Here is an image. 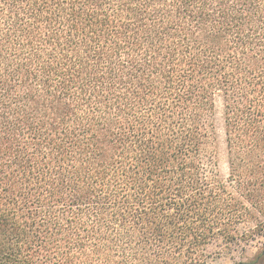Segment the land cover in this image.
Listing matches in <instances>:
<instances>
[{"label": "trees", "instance_id": "16d2710c", "mask_svg": "<svg viewBox=\"0 0 264 264\" xmlns=\"http://www.w3.org/2000/svg\"><path fill=\"white\" fill-rule=\"evenodd\" d=\"M258 235L264 0H0V264H207Z\"/></svg>", "mask_w": 264, "mask_h": 264}, {"label": "rangeland", "instance_id": "374dc122", "mask_svg": "<svg viewBox=\"0 0 264 264\" xmlns=\"http://www.w3.org/2000/svg\"><path fill=\"white\" fill-rule=\"evenodd\" d=\"M210 148L217 163V173L219 177L224 178L227 174V157L220 97L216 99ZM240 231L244 232L245 228L242 226ZM262 242H264V235L255 236L252 240L229 247H224V244L220 241H214L209 247L212 254L207 264H232L233 262L246 260L253 255Z\"/></svg>", "mask_w": 264, "mask_h": 264}]
</instances>
